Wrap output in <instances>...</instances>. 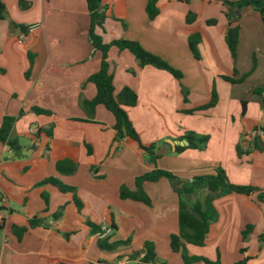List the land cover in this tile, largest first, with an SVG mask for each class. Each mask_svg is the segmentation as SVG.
Wrapping results in <instances>:
<instances>
[{
	"label": "crops",
	"instance_id": "1",
	"mask_svg": "<svg viewBox=\"0 0 264 264\" xmlns=\"http://www.w3.org/2000/svg\"><path fill=\"white\" fill-rule=\"evenodd\" d=\"M20 1L27 7L20 8ZM147 1L102 0L106 18L103 29L95 32L104 43L137 42L181 74L176 80L165 71L138 67L126 51L108 52L114 94L123 87L137 94L136 106L126 112L141 142L156 149L162 143L171 145V152L159 156L155 164L136 143L116 133L114 118L104 107L90 110L84 105L96 95L88 78L98 71L101 60L88 42L86 2L4 0L0 125L5 117L14 119L9 138L17 141L19 150L0 142V200L6 209L0 225V264H147L140 253L145 242L153 244L156 255L149 264H183L180 253L169 246L170 235L178 232V197L168 181L143 185L150 206L119 198L120 186L134 190L135 178L155 168L190 181L218 166L230 183L264 191V138H249L252 130L264 128L262 17L249 7L241 10L232 60L224 40L227 20L221 1L158 0L153 21L146 14ZM189 12L194 21L186 24ZM208 20L216 24L208 26ZM194 34L200 36L198 59L188 44ZM234 69L237 77L251 73L240 84L224 81L222 77H232ZM212 89L217 94L213 108L182 113L207 104ZM165 115L173 119L174 129L167 127ZM178 130L208 135L207 148L177 155L179 145L174 144L182 141ZM237 145L244 155L237 156ZM63 160L76 165L73 174L56 171L55 164ZM49 177L74 188L79 210L72 193L48 184L37 186ZM203 196L199 191L192 199ZM213 206L217 220L210 225L204 246L186 245L187 254L219 264L243 258H248L246 264H264V243L259 242L264 204L255 194L231 193ZM89 224L98 226L100 233L103 226L113 225L108 243L127 244L100 249L99 234L92 233ZM248 225L252 231L244 243L241 233ZM14 228L25 229L16 235Z\"/></svg>",
	"mask_w": 264,
	"mask_h": 264
},
{
	"label": "trees",
	"instance_id": "2",
	"mask_svg": "<svg viewBox=\"0 0 264 264\" xmlns=\"http://www.w3.org/2000/svg\"><path fill=\"white\" fill-rule=\"evenodd\" d=\"M89 16V27L87 32L88 42L93 50L98 51L101 56L100 65L98 71L88 78V82L92 83L96 89V95L93 100L85 102V106L92 110L95 106L101 105L106 111H108L114 118L113 129L117 134L125 135L130 141L137 144L138 148L143 151L148 161L155 164L156 159L159 156L155 155L156 149L154 144H143L139 138L138 133L134 129L132 123L127 116V109L134 108L137 104V94L129 87L121 88L116 94H114L113 76L109 72V64L107 62L108 52L111 48H115L117 52H128L133 56L136 64L140 68L152 67L158 70L169 73L174 79L179 80L181 74L179 71L172 68L165 60L160 57L147 52L137 42L129 40H112L109 43H104L102 38L96 34V29H103V24L106 18L105 7L101 5L102 0H84ZM158 0H148L146 4V14L150 21H153L158 15L157 8ZM187 2V0H185ZM222 2L225 9L224 16L227 20V28L225 31V44L232 60L236 59L238 35H239V20L241 10L244 8H251L253 11L260 14L264 21V0H237L227 1L218 0ZM20 8L27 7L26 3L19 2ZM6 17V8L4 0H0V20ZM194 21V14L188 13L185 17L186 24H190ZM216 24V20L206 21V25L212 26ZM22 32H26L24 27L20 28ZM200 41V36L194 34L188 38V44L194 57L198 59L197 45ZM251 71L243 74L239 77L237 70H233L232 77L223 76L222 79L231 84L242 83L249 75ZM237 77V78H236ZM185 96V92H182ZM185 99V97H184ZM217 103V94L214 89L211 91L210 100L207 104L196 108L195 110L185 111V113H192L193 111H204L213 108ZM36 113H47L46 111L34 109ZM14 119L5 117L0 125V142L5 144L10 150L18 152L19 145L16 140L9 138L11 128L13 126ZM264 131V128H260ZM186 140V146H177L176 153H180L185 149L190 150H202L206 148L208 142V136H197L192 132H187L181 140ZM237 155L244 154L239 145L235 148ZM55 169L60 174L70 175L73 174L76 165L68 160L59 161L55 164ZM160 179H166L170 185L171 190L178 197V232L177 234L170 235L169 246L172 252L180 253L183 264H192L200 262L202 264H219L218 261L211 262L202 257H192L187 254L186 245H192L196 247H203L205 244L206 235L209 227L217 220V213L214 209L213 202L227 194L235 193L240 195H256V200L259 203H263L264 191L251 186L235 185L229 182L224 172L221 169H214L212 173L193 177L190 181H184L173 175L172 173L161 170L153 169L140 176H137L134 180V190H129L126 186L122 185L119 188V198L121 200H131L135 202L143 203L146 206H150L151 202L146 192L143 189L145 183H156ZM51 185L55 187L61 193H72V199L78 208H81V204L74 194V188L64 185L56 178H46L37 186ZM203 191L204 196L201 200L192 199L193 196ZM45 203H47V196L41 195ZM2 209V208H1ZM54 217H57L54 216ZM30 226H33V221L29 222ZM89 227L94 234H100V229L94 224H89ZM112 231L115 229L113 225L110 226ZM25 228H14L13 232L18 235L20 231ZM252 231L251 226H246L241 233L242 242H247L248 237ZM110 234L104 238H100L98 246L102 250H112L120 245H125L127 242H115L109 244ZM259 242L264 243V233L259 236ZM240 253L244 252V249L239 250ZM141 258L142 263H153L156 259L154 252V246L151 242H145L142 249ZM248 258H243L234 264H246ZM63 264V263H58Z\"/></svg>",
	"mask_w": 264,
	"mask_h": 264
},
{
	"label": "rangeland",
	"instance_id": "3",
	"mask_svg": "<svg viewBox=\"0 0 264 264\" xmlns=\"http://www.w3.org/2000/svg\"><path fill=\"white\" fill-rule=\"evenodd\" d=\"M27 62H28V64H31V58H30V56H28L27 57ZM250 72V71H249ZM246 74V73H245ZM193 110H195V109H193ZM189 111V110H188ZM204 111H206V110H204ZM197 112H201V111H193L192 113H190V114H194V113H197ZM182 113H184V114H188V113H185V111H182ZM165 118L167 119V123H168V125H167V127H170L171 129H174V127H173V119H171L168 115H165ZM171 123V125H169ZM188 132H191V131H188ZM176 133L179 135V137H180V139L187 133L186 131H184V130H178V131H176ZM193 134H195V135H197V136H208V135H203V134H197V133H195V132H192ZM183 141H186V140H184L183 139ZM208 141H209V139H208ZM161 143V142H160ZM164 143H162L161 145H163ZM207 145H208V142H207ZM207 145H206V148H207ZM179 146H186V145H179ZM161 147V146H160ZM159 147V148H160ZM205 148V149H206ZM241 148V147H240ZM205 149H202V150H196V151H198V152H200V151H204ZM157 150V149H156ZM155 150V151H156ZM186 150H190V149H185V150H183L182 152H184V151H186ZM242 150V149H241ZM155 151H154V153H155ZM243 151V150H242ZM182 152H180V153H176L177 155H179V154H181ZM144 153V152H143ZM145 154V153H144ZM237 154V153H236ZM242 155H244V154H242ZM147 156V155H146ZM238 156V155H237ZM239 156H241V155H239ZM238 156V157H239ZM215 169H221L222 171H223V169L222 168H220V167H216ZM224 172V171H223ZM224 174H225V172H224ZM225 176H226V174H225ZM227 177V176H226ZM264 203V202H263Z\"/></svg>",
	"mask_w": 264,
	"mask_h": 264
},
{
	"label": "built area",
	"instance_id": "4",
	"mask_svg": "<svg viewBox=\"0 0 264 264\" xmlns=\"http://www.w3.org/2000/svg\"><path fill=\"white\" fill-rule=\"evenodd\" d=\"M33 28L34 27H31L30 30L33 29ZM257 136H260V137L264 138V131L260 130V129H256V130H252L249 133V138H251V139H253V138L257 137ZM5 213H6V209L2 206L1 200H0V225L3 222V216H4ZM111 232H112V229L110 228V226H103L101 228V233L99 234V237L100 238H104L107 235L111 234Z\"/></svg>",
	"mask_w": 264,
	"mask_h": 264
},
{
	"label": "water",
	"instance_id": "5",
	"mask_svg": "<svg viewBox=\"0 0 264 264\" xmlns=\"http://www.w3.org/2000/svg\"><path fill=\"white\" fill-rule=\"evenodd\" d=\"M11 25H12V24H11ZM187 144H188L187 141H183V140H182V141H180V142L174 144V146H175V145H187ZM171 150H172L171 145H170L169 143H164L160 148H158V149L155 151V155H157V156H161V155H164L165 153H170ZM263 202H264V198H263Z\"/></svg>",
	"mask_w": 264,
	"mask_h": 264
}]
</instances>
